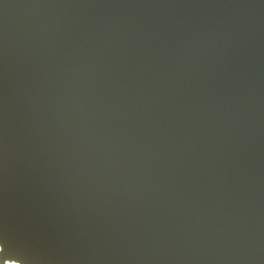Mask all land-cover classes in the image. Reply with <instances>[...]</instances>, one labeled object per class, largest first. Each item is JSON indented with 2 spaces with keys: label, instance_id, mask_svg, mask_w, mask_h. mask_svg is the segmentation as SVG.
<instances>
[{
  "label": "water",
  "instance_id": "1",
  "mask_svg": "<svg viewBox=\"0 0 264 264\" xmlns=\"http://www.w3.org/2000/svg\"><path fill=\"white\" fill-rule=\"evenodd\" d=\"M0 246L264 264V0H0Z\"/></svg>",
  "mask_w": 264,
  "mask_h": 264
},
{
  "label": "bare ground",
  "instance_id": "2",
  "mask_svg": "<svg viewBox=\"0 0 264 264\" xmlns=\"http://www.w3.org/2000/svg\"><path fill=\"white\" fill-rule=\"evenodd\" d=\"M0 264H21L18 259H9V260H4L2 255H1V246H0Z\"/></svg>",
  "mask_w": 264,
  "mask_h": 264
}]
</instances>
